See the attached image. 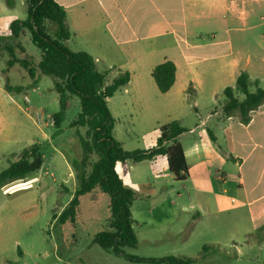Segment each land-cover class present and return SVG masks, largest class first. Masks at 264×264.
I'll list each match as a JSON object with an SVG mask.
<instances>
[{"label": "rangeland", "instance_id": "374dc122", "mask_svg": "<svg viewBox=\"0 0 264 264\" xmlns=\"http://www.w3.org/2000/svg\"><path fill=\"white\" fill-rule=\"evenodd\" d=\"M260 14H264V8L258 9L257 17ZM26 17L25 0H14L13 9L8 7L7 0H0V135L6 133L10 138L7 141L0 140V172L10 162L18 160L24 149L34 144L43 146L44 164L37 173L0 188V264H69L62 257L66 250L75 249L77 256H72L70 262H77L82 257L81 253L86 252L85 244L95 233L110 230L109 198L97 189L81 197L74 221L62 223L59 219L54 220L55 215H60L68 208L78 187L68 158H81L83 152L77 131L85 134L86 128L70 127L80 112L79 100L74 97L68 102L62 133L54 137L57 129L52 117L57 113L59 105L53 78L41 76L40 82L34 86L20 63L8 65L12 55L18 59H27L34 66L41 58V52L33 45L28 30H24L19 38H15L10 31L14 20ZM251 26L252 30L245 29V34H241L247 35L246 43L250 47L264 46V21L257 19ZM6 77L11 85L23 86L26 92L7 93L4 90ZM256 81L259 87L264 88V75H252L249 82L251 92L256 90ZM225 82L215 93L206 87L198 95H194L190 89L162 95L156 88L155 93L146 92L138 100L126 93V88H122L108 103L115 119L114 136L126 151L148 150L156 145L163 126L179 121L182 126L190 128L193 122L206 120L209 112L215 109L223 111L226 103L224 89L236 85V80ZM235 92L239 99H244L239 91ZM158 97L189 98L174 106L170 105L166 112H159L156 108ZM191 97H200L198 108L194 106ZM209 97L216 98L211 100ZM199 133H204L210 143L214 142L206 127L199 130ZM189 137L187 134L184 141ZM165 166V158L159 157L156 162L134 163L129 160L122 163L118 170L128 186L132 185L141 195H145H139L132 205L135 220L133 228L139 245L136 248H125L128 254L138 258L192 256L197 258L192 264H264V242L258 241L264 240V227L260 231H253L247 216L240 226L232 217H223L215 225L218 228L216 235L208 232L207 235L196 234L198 242H193V246L188 249H181V240L172 242L173 239L168 236L174 228L192 233L193 216L182 209L190 205L188 193L194 198L195 191L185 188L181 183H173L175 188H172L166 178H154V174L161 173ZM124 167L131 174H124ZM211 170L215 172L214 168ZM159 184L168 186L163 190L158 188ZM178 193L181 194L180 198ZM145 205L151 206L153 213L137 214V209ZM143 221L148 225L140 227L138 222ZM249 232L250 235H244ZM85 233H89L90 238L84 236ZM233 239L240 244L234 243ZM205 245L207 250L203 252ZM94 250L98 254L93 259L107 253L97 244ZM105 255L106 260L98 259L93 264H133L120 256L116 258L112 254Z\"/></svg>", "mask_w": 264, "mask_h": 264}, {"label": "crops", "instance_id": "0c3cea01", "mask_svg": "<svg viewBox=\"0 0 264 264\" xmlns=\"http://www.w3.org/2000/svg\"><path fill=\"white\" fill-rule=\"evenodd\" d=\"M56 1L67 12L71 37L66 46L72 51L90 54L101 71H111V78L120 72H129L131 79L124 88L136 100L144 97L146 92H156L158 87L152 70L167 60L176 65V82L169 92L163 94L159 91L162 95L185 92L187 89L198 95L206 87L215 93L219 86L225 85L226 80H237L242 72H247L250 80L252 75H264V46L250 47L246 43L247 35H241L245 34V29H253L251 23L255 20L264 21V14L257 17L258 9L264 8V0ZM40 60L36 61V65ZM40 77L38 75L39 82ZM188 98L158 97L156 108L159 112H166L170 105ZM191 98L198 108L200 97ZM215 98L209 97L211 100ZM182 127L186 132L178 141L186 156L187 180H174L165 157L147 160L156 162L159 157L165 158L166 166L161 173H155L154 178H166L172 188L173 183H181L195 191L194 198L188 193L190 205L182 209L193 216L192 233L174 228L168 237L173 239L172 242L181 240V249H188L193 242H198L196 238L202 233L216 235L218 228L215 225L225 216L235 219L238 226L247 216L252 230L260 231L264 227V105L251 113L248 124L241 122L238 113L226 116L223 111L215 109L207 114L206 120L193 122L190 128ZM204 127L215 137L214 145L204 133H199ZM187 134L191 137L184 141ZM9 139L6 133L0 135V140ZM120 166L122 163L117 164V172ZM129 173L124 167V174ZM167 186L159 184L158 188L164 190ZM177 196L180 198L181 194ZM145 206L139 207L137 214L153 213L151 206ZM132 219L135 221L133 213ZM138 225L142 227L148 223L143 221ZM96 234L85 244L86 252L81 253L84 258L70 262L72 256H77L74 248L66 250L62 257L69 264H93L98 259L106 260L105 254L126 260L112 250L93 259L98 254L93 251ZM248 234L251 232L244 235ZM83 235L90 238L89 233ZM232 241L240 244L235 239Z\"/></svg>", "mask_w": 264, "mask_h": 264}, {"label": "trees", "instance_id": "16d2710c", "mask_svg": "<svg viewBox=\"0 0 264 264\" xmlns=\"http://www.w3.org/2000/svg\"><path fill=\"white\" fill-rule=\"evenodd\" d=\"M27 17L14 20L10 31L19 38L24 30L31 35L33 45L40 50L41 60L34 66L27 59H18L12 55L8 65L20 63L28 76L37 85L38 75L49 76L54 80V88L58 94L59 109L53 115V123L57 131L54 137L62 133V124L66 118L68 102L77 98L80 112L71 123V128H86L85 134L77 131L82 147L80 159L68 158L74 171L78 187L74 196L60 215L54 220L66 223L75 220L81 197L99 190L109 198L110 230L97 233L94 242L104 250H112L114 254L123 256L132 263L147 264H192L197 258L188 256H168L164 258H138L125 253L124 248H136L138 238L133 229L131 206L139 196L132 187L127 186L119 176L116 166L129 160L141 163L157 156L167 159L169 173L175 181L188 178V165L182 144L178 138L186 132L178 121H173L160 129L156 145L148 150L126 151L121 142L114 136L115 119L108 106V100L119 90L127 86L131 76L129 72H120L111 78V71H101L95 59L84 51H72L66 46L71 33L67 25V12L56 0H25ZM10 8L14 0H7ZM22 50H24L22 48ZM11 53L13 52L10 49ZM152 77L163 94L169 92L176 82V65L164 61L152 70ZM4 90L9 94L26 91L23 86L11 85L9 79ZM250 78L242 72L236 80L235 87H226L224 95L226 103L223 112L226 116L238 113L243 124L251 120V113L264 105V88L249 90ZM235 90L244 95L241 100ZM211 139L215 137L210 133ZM44 164L43 146L34 144L23 150L21 157L9 163L0 172V188L13 182L24 180L41 170ZM207 250L203 246L202 251Z\"/></svg>", "mask_w": 264, "mask_h": 264}, {"label": "built area", "instance_id": "2783aa9c", "mask_svg": "<svg viewBox=\"0 0 264 264\" xmlns=\"http://www.w3.org/2000/svg\"><path fill=\"white\" fill-rule=\"evenodd\" d=\"M27 101H29V100L27 99ZM40 122H42V123H43V118H41V117H40Z\"/></svg>", "mask_w": 264, "mask_h": 264}]
</instances>
